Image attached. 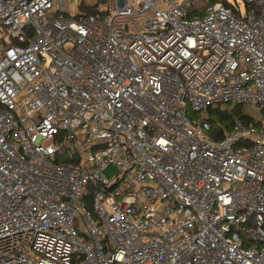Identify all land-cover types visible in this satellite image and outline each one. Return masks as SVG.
I'll list each match as a JSON object with an SVG mask.
<instances>
[{
  "label": "built area",
  "instance_id": "1",
  "mask_svg": "<svg viewBox=\"0 0 264 264\" xmlns=\"http://www.w3.org/2000/svg\"><path fill=\"white\" fill-rule=\"evenodd\" d=\"M99 1L0 0V264H264V0Z\"/></svg>",
  "mask_w": 264,
  "mask_h": 264
},
{
  "label": "trees",
  "instance_id": "2",
  "mask_svg": "<svg viewBox=\"0 0 264 264\" xmlns=\"http://www.w3.org/2000/svg\"><path fill=\"white\" fill-rule=\"evenodd\" d=\"M216 1H219V0H211L210 4L215 3ZM224 3L228 5L227 1H224ZM97 8H98L97 6L89 7V6H85L84 4H82L81 11L86 12L88 15H95V14L107 15L113 11V7L110 5V2H109L108 10H106V11L105 10L100 11ZM203 12H204V10H203ZM239 112L240 111H239L238 107L235 109H232V110L229 109L227 111L215 110L211 114L210 122L214 125V127H217V124L219 122L223 123V124H225L226 130H229L232 127V125L234 123V118H236V117L241 119L243 121V123H249L250 120L246 119V117L239 116ZM68 163H70L72 165H77L78 160H70V161H68Z\"/></svg>",
  "mask_w": 264,
  "mask_h": 264
},
{
  "label": "rangeland",
  "instance_id": "3",
  "mask_svg": "<svg viewBox=\"0 0 264 264\" xmlns=\"http://www.w3.org/2000/svg\"><path fill=\"white\" fill-rule=\"evenodd\" d=\"M65 1H66V9L68 11L70 10V8H72V4L74 5L76 2V0H72V1L65 0ZM219 1H227V2L232 3V4H238L241 8H244V1L243 0H219ZM77 2H78V0H77ZM99 2L100 3L97 7L100 11L105 10L106 7L109 6V2H110V5L113 7V9L115 7V0H100ZM210 2H211V0H196V4L188 10V13L191 16L194 14L202 15L203 10H205V8L208 5H210ZM117 173H118V169H117V167H115L113 165H109L107 168H105L103 170V174L110 179L115 177L117 175Z\"/></svg>",
  "mask_w": 264,
  "mask_h": 264
}]
</instances>
